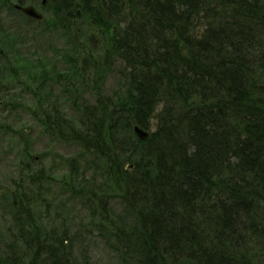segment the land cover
<instances>
[{"label":"trees","instance_id":"trees-1","mask_svg":"<svg viewBox=\"0 0 264 264\" xmlns=\"http://www.w3.org/2000/svg\"><path fill=\"white\" fill-rule=\"evenodd\" d=\"M45 5L39 21L64 42L61 59L31 64L29 111L74 153L55 157L61 176L55 160L23 162L0 208V264H91L78 247L91 233L115 264H264V0ZM4 39L8 115L24 88L5 93L20 66Z\"/></svg>","mask_w":264,"mask_h":264},{"label":"rangeland","instance_id":"rangeland-1","mask_svg":"<svg viewBox=\"0 0 264 264\" xmlns=\"http://www.w3.org/2000/svg\"><path fill=\"white\" fill-rule=\"evenodd\" d=\"M2 5L3 3L0 2V35L5 38L6 49H13L9 51L10 56H12L7 55L6 57L16 61V66H20L18 81L11 80L10 83L6 82L3 84L8 86V92H5L7 96H11L12 93H17L24 88L20 91L24 97V102L20 97L14 98L15 101L24 103V106L23 109L12 110L7 115L5 111L7 101L3 100L0 103V119H3V116L8 117L6 119L7 122L4 123L3 120V126L0 127V208L4 203V197L15 188V184L23 183L20 173L22 170L21 166L24 167V163L29 164L31 167L39 168L41 164L48 167L55 160L54 172L57 176H61L64 171L62 168H58L59 159L55 157L74 153L73 147L45 134L36 122L32 112L29 111V107H35L36 104L35 97L33 98L30 90H35V93L39 90L37 88L39 79L37 77L32 78L35 76L37 68L35 69L31 64L39 66V64H48V60L53 58L61 59L59 50L62 48L64 41L57 33L45 30V24L38 19H31L17 12L12 7L5 9ZM4 9L10 12L6 13ZM40 9L44 17L50 15L46 11L45 4L40 5ZM7 35H9L8 38H6ZM4 59L6 60V58ZM58 67H62V64L59 63ZM23 78L26 80L24 85L21 81ZM110 85L114 86L113 78L108 80V86ZM59 91L60 88L56 86L54 93L60 96ZM52 96V98L56 97L55 95ZM60 101V104L64 103L62 99ZM67 111L70 114L73 112L70 108H67ZM11 127L19 130L20 133L14 132ZM20 134H24V138L31 145L34 160H28L25 157L22 145L24 140ZM5 220H8V217ZM78 247L88 250L91 264H115L111 252L96 233H91L84 237L82 244H78Z\"/></svg>","mask_w":264,"mask_h":264},{"label":"flooded vegetation","instance_id":"flooded-vegetation-1","mask_svg":"<svg viewBox=\"0 0 264 264\" xmlns=\"http://www.w3.org/2000/svg\"><path fill=\"white\" fill-rule=\"evenodd\" d=\"M0 2H2L3 3V7L5 8V9H7V8H14L17 12H19V13H21V14H24L25 16H27V17H29V18H31V19H34L33 17H31V16H29V15H27L26 13H24V11L20 8V7H18V4L19 5H22V6H26V5H34L37 9H39L40 11H41V9H40V5L42 6V5H44L45 3H46V0H0ZM4 9V10H5ZM4 12H6V13H9L10 11H7V10H5ZM39 20V19H38Z\"/></svg>","mask_w":264,"mask_h":264},{"label":"water","instance_id":"water-1","mask_svg":"<svg viewBox=\"0 0 264 264\" xmlns=\"http://www.w3.org/2000/svg\"><path fill=\"white\" fill-rule=\"evenodd\" d=\"M18 7H20L24 13H26L27 15L42 20L44 18V14L37 9L34 5H26V6H22L18 4ZM116 27L114 26V31H115ZM135 133L137 134V136L141 139H145L148 135L149 132L143 128H141L139 125H136L134 127Z\"/></svg>","mask_w":264,"mask_h":264}]
</instances>
